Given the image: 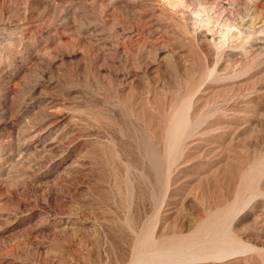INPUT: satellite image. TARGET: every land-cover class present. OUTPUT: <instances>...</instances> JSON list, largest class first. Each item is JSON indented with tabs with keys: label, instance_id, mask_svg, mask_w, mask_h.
<instances>
[{
	"label": "rangeland",
	"instance_id": "1",
	"mask_svg": "<svg viewBox=\"0 0 264 264\" xmlns=\"http://www.w3.org/2000/svg\"><path fill=\"white\" fill-rule=\"evenodd\" d=\"M0 264H264V0H0Z\"/></svg>",
	"mask_w": 264,
	"mask_h": 264
},
{
	"label": "bare ground",
	"instance_id": "2",
	"mask_svg": "<svg viewBox=\"0 0 264 264\" xmlns=\"http://www.w3.org/2000/svg\"><path fill=\"white\" fill-rule=\"evenodd\" d=\"M173 129V128H172ZM169 140L176 142L177 141V136L176 133L172 130V132H170L169 134Z\"/></svg>",
	"mask_w": 264,
	"mask_h": 264
}]
</instances>
